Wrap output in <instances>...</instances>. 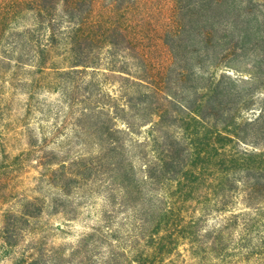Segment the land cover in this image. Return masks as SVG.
I'll return each mask as SVG.
<instances>
[{"label":"trees","instance_id":"trees-1","mask_svg":"<svg viewBox=\"0 0 264 264\" xmlns=\"http://www.w3.org/2000/svg\"><path fill=\"white\" fill-rule=\"evenodd\" d=\"M49 75L80 110L76 131L98 138L96 152L56 162L59 187L103 179L109 212L132 208L122 263H173L197 212L240 191L245 209L206 231L216 245L236 227L242 258L264 259V0H0V264H105L91 260L103 237L66 257L38 231L42 198L10 195L20 153L7 147L20 131L3 123L8 100Z\"/></svg>","mask_w":264,"mask_h":264},{"label":"rangeland","instance_id":"rangeland-1","mask_svg":"<svg viewBox=\"0 0 264 264\" xmlns=\"http://www.w3.org/2000/svg\"><path fill=\"white\" fill-rule=\"evenodd\" d=\"M238 65L243 67L241 69H246L242 62ZM48 80H53L52 75L46 76L43 80L45 86L39 87L33 95L17 89L8 100V113L4 115L3 123H6L11 131H20L19 134L14 132L7 147L12 158L20 153L12 168L14 173L9 182L10 195L14 199L23 195L42 198L45 206L39 218L38 231L47 235L48 243L54 247H63L64 256H69L71 247L77 244L80 238L90 235L89 242L103 237V240L94 244L97 255L91 257L93 262L104 263L106 260L105 264H127L122 263L124 253H129L131 249L128 248V243L124 244L122 240L130 232L127 230L133 221L132 208H118L109 212L112 207L103 196V179L97 183H89V186L79 188L75 192L72 179L67 178L64 189L59 187L64 184L65 179L58 177L61 172L57 170L59 164L56 162L59 159H71L82 150L96 152L98 138L96 135L76 131L75 122L79 108L72 109L63 95L55 91V85L50 84V87H47ZM113 83L103 82L104 89L115 88L116 84ZM97 115L93 112L91 120L86 121L87 128H90ZM23 150L25 154L29 152L28 155L22 156ZM0 156H3L1 152ZM242 193H237L234 203L225 209H214L208 211V214L199 210L196 216L199 219V230L185 231L184 239L175 249H169L166 259H171V264H264V259L242 258L246 248L240 249L238 245L240 232L236 227L229 225L221 231L216 245L211 243L215 233L206 231L222 225L231 213L245 209L247 204L241 200ZM55 198L59 201L57 209ZM211 204L214 202L211 201ZM104 207L108 208L106 222L103 220ZM119 242L121 244H118ZM254 242L256 241L253 239L252 243ZM112 249L115 260L110 263L113 259L110 256ZM71 261L69 264H76V260Z\"/></svg>","mask_w":264,"mask_h":264}]
</instances>
